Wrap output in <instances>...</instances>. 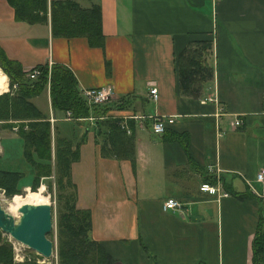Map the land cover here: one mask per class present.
Returning a JSON list of instances; mask_svg holds the SVG:
<instances>
[{
	"label": "crops",
	"instance_id": "0c3cea01",
	"mask_svg": "<svg viewBox=\"0 0 264 264\" xmlns=\"http://www.w3.org/2000/svg\"><path fill=\"white\" fill-rule=\"evenodd\" d=\"M51 1L27 21L0 0V46L24 72L52 61L72 71L79 90L111 88L97 116L65 118L48 85L31 100L57 118L52 132L57 120L72 122L57 129L75 150L74 205L90 210V234L113 264H254L259 221L264 258L262 201L246 181L264 186L255 179L264 167V0H71L99 7L101 46L53 29ZM185 48L212 67L191 84L195 95L179 87ZM155 114L173 116L161 135L150 130ZM15 135L0 126V157ZM168 197L182 206L163 208Z\"/></svg>",
	"mask_w": 264,
	"mask_h": 264
},
{
	"label": "trees",
	"instance_id": "16d2710c",
	"mask_svg": "<svg viewBox=\"0 0 264 264\" xmlns=\"http://www.w3.org/2000/svg\"><path fill=\"white\" fill-rule=\"evenodd\" d=\"M7 2L13 7L17 18L27 21L36 19L35 10L46 11L45 0ZM50 12L53 29H59L67 35L85 34L91 45L103 44L98 6L84 8L71 0H52ZM191 51L185 48L178 55V81L181 91L195 95L198 88L191 84L211 76L212 67L201 64L200 56L189 54ZM187 53L189 56H186ZM38 66L41 72L36 78L26 77L19 62L8 58L0 46V68L7 75L10 87L8 91L0 93V126L9 129L17 126V132L23 140L24 157L33 169V177L29 182L31 189H36L39 178L51 175L52 167L54 169L59 189L55 209L56 264H113L112 258L103 246L90 234V210L76 208L73 190H66L73 185L69 177V164L75 157L71 140L61 136L56 126L52 132L47 114L38 109L31 98L48 84L52 108L70 110L74 118L87 117L90 111L97 116L98 113L106 111V103L87 104L77 88L76 77L67 66L54 63L48 83L47 66L45 64ZM14 83L17 87L12 90ZM51 160H54V166ZM23 176L24 172L17 167H0V189L9 196L21 192L22 186L25 185L21 183ZM206 178L213 179V175H207ZM260 227L261 221L252 243L254 264H264ZM1 232L3 231L0 229L1 264H39L34 261L14 263L10 246L1 242Z\"/></svg>",
	"mask_w": 264,
	"mask_h": 264
},
{
	"label": "rangeland",
	"instance_id": "374dc122",
	"mask_svg": "<svg viewBox=\"0 0 264 264\" xmlns=\"http://www.w3.org/2000/svg\"><path fill=\"white\" fill-rule=\"evenodd\" d=\"M1 72V70H0ZM17 87V86H16ZM12 90L15 89V87H11ZM7 80L0 79V93L7 91ZM72 123V122H70ZM70 123H65L61 121H56L55 126L59 129L67 127V130H69ZM8 131V130H6ZM14 131V130H12ZM16 140L13 139V137L4 138L2 141L3 146H9L10 151L6 148V153H4V156L0 157V167L1 168H7V166H10L13 164V166H16L17 169L19 168L24 172V176L21 179V183H28L31 182L32 177H33V169L31 164L27 161V159L24 157L23 154V140L20 138V136L15 135ZM52 166H54V162L52 161ZM14 167V168H16ZM43 185L44 186V191L43 195L45 198H47V202L51 203L54 205L56 209V204H57V194L59 192V189L56 184V174L54 173V169L52 167V173L51 175L48 176H41L39 178V184L36 187V189H31L30 186H25L22 188L21 192L17 193L21 196H25L27 193H35L38 188ZM31 189L32 191L28 190ZM67 191H72L71 187L66 188ZM16 194V193H15ZM13 194V195H15ZM13 195H7L3 189H0V204L5 208L7 211L12 213L15 217L18 216L19 212L11 210L9 208V202L10 199L13 197ZM63 200V199H62ZM47 236L53 240L56 238L57 242V232H56V220L54 221L53 228L52 230L47 234ZM1 242H4L8 244L11 248L12 252V259L14 263L18 262H23V261H34L39 264H56V258L55 256H51L50 258H45L44 256L38 254L35 252V250L27 247L23 243L17 242L15 239H13L9 234L1 232ZM17 254H20V256H17Z\"/></svg>",
	"mask_w": 264,
	"mask_h": 264
},
{
	"label": "water",
	"instance_id": "95a60500",
	"mask_svg": "<svg viewBox=\"0 0 264 264\" xmlns=\"http://www.w3.org/2000/svg\"><path fill=\"white\" fill-rule=\"evenodd\" d=\"M15 217L0 204V229L45 258L53 254L54 241L47 236L53 228L55 207L49 202H25Z\"/></svg>",
	"mask_w": 264,
	"mask_h": 264
},
{
	"label": "built area",
	"instance_id": "2783aa9c",
	"mask_svg": "<svg viewBox=\"0 0 264 264\" xmlns=\"http://www.w3.org/2000/svg\"><path fill=\"white\" fill-rule=\"evenodd\" d=\"M54 63L52 61H48L46 64L47 66V83L50 80V73H51V67ZM41 72V68L36 65L31 67L25 72V76L34 79L36 78ZM48 85V84H47ZM13 87H16V83L13 84ZM80 95L82 99L87 103V104H105L108 99L110 98V95L112 93V90L110 87H105V86H90V87H83L79 90ZM149 93L152 96L153 99L157 98L158 91L157 87L153 85L149 89ZM135 117H140L144 118L146 117L145 114H140V115H134ZM65 118H74L70 112V110L65 111ZM93 118V117H91ZM150 118V130L153 134L155 135H161L164 133L166 126L173 121V116L172 115H165V114H155V115H149ZM57 118L50 112L49 114V121L53 123ZM240 119H235L234 123H240ZM14 129L17 128V126H13ZM255 179L262 184H264V167L261 166L257 169L256 174H255ZM250 189L256 193L258 197L261 198V212L264 214V186L263 188L258 191L256 188L252 185L249 179H246ZM200 189L205 190L211 193H214L218 190L217 186L211 185L208 182H202L200 184ZM223 194H226L224 192ZM182 206V201L174 198V197H168L163 201V208L166 209H175V208H180ZM54 221H55V215H54ZM53 221V224H54ZM13 238V237H12ZM14 239V238H13ZM53 240V239H52ZM17 241V240H16ZM54 241V248H53V255L56 258V238ZM19 242V241H17ZM20 243V242H19ZM38 253L37 251H35ZM40 254V253H38ZM41 255V254H40ZM17 256H20V254H17ZM43 256V255H42ZM1 264V263H0Z\"/></svg>",
	"mask_w": 264,
	"mask_h": 264
},
{
	"label": "bare ground",
	"instance_id": "6f19581e",
	"mask_svg": "<svg viewBox=\"0 0 264 264\" xmlns=\"http://www.w3.org/2000/svg\"><path fill=\"white\" fill-rule=\"evenodd\" d=\"M0 70H1L0 79L4 78L5 80H7L5 73L2 71L1 68ZM28 190L32 191L31 189ZM43 191H44V186L41 185L35 193H27L25 194L24 197L19 194H16L10 199L9 208L17 212V208L19 207V205L25 202H31V203L47 202V198H45V196L43 195Z\"/></svg>",
	"mask_w": 264,
	"mask_h": 264
}]
</instances>
